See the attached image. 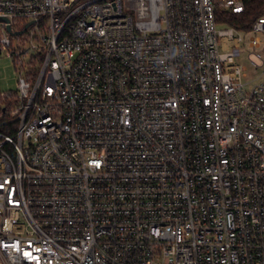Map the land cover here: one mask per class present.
<instances>
[{
	"label": "built area",
	"instance_id": "2783aa9c",
	"mask_svg": "<svg viewBox=\"0 0 264 264\" xmlns=\"http://www.w3.org/2000/svg\"><path fill=\"white\" fill-rule=\"evenodd\" d=\"M244 11L0 0V264H264V83L235 63L264 70V17L218 22Z\"/></svg>",
	"mask_w": 264,
	"mask_h": 264
},
{
	"label": "rangeland",
	"instance_id": "374dc122",
	"mask_svg": "<svg viewBox=\"0 0 264 264\" xmlns=\"http://www.w3.org/2000/svg\"><path fill=\"white\" fill-rule=\"evenodd\" d=\"M230 26H219L221 29H228ZM251 35L243 34L245 39H248ZM247 52L235 59V63L241 67L243 82L249 83V87L257 83H264V70L263 68H255L250 63V59L254 60V57L248 58L249 54L253 51L247 44H245ZM17 49H28V46L21 45ZM32 55L29 54L25 61L30 62ZM20 77V71L17 69L14 58L10 57L7 53L1 52L0 55V92L10 93L15 92L17 89V83Z\"/></svg>",
	"mask_w": 264,
	"mask_h": 264
},
{
	"label": "trees",
	"instance_id": "16d2710c",
	"mask_svg": "<svg viewBox=\"0 0 264 264\" xmlns=\"http://www.w3.org/2000/svg\"><path fill=\"white\" fill-rule=\"evenodd\" d=\"M245 11L242 14L220 13L218 22L233 27L236 30L249 32L256 21L264 17V0H243ZM1 55V52H0ZM1 93V92H0ZM0 102V112L3 111Z\"/></svg>",
	"mask_w": 264,
	"mask_h": 264
},
{
	"label": "water",
	"instance_id": "95a60500",
	"mask_svg": "<svg viewBox=\"0 0 264 264\" xmlns=\"http://www.w3.org/2000/svg\"><path fill=\"white\" fill-rule=\"evenodd\" d=\"M2 20H0V22H1ZM10 30V29H9ZM24 33V31L23 32H20V33H18L17 35H20V34H23Z\"/></svg>",
	"mask_w": 264,
	"mask_h": 264
}]
</instances>
